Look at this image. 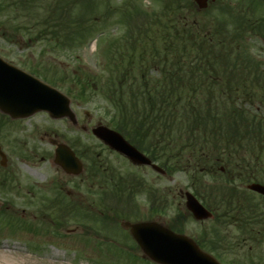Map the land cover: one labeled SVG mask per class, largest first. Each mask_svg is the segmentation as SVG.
I'll return each mask as SVG.
<instances>
[{
  "label": "rangeland",
  "instance_id": "374dc122",
  "mask_svg": "<svg viewBox=\"0 0 264 264\" xmlns=\"http://www.w3.org/2000/svg\"><path fill=\"white\" fill-rule=\"evenodd\" d=\"M121 1L104 0L96 4L95 15L104 17L107 6L110 17L91 32L88 44L77 50L62 51L42 43L28 46L22 42L25 39L22 34L14 37L19 39L15 43L1 37L0 33V57L66 95L77 120V124H72L65 118L54 120L46 113L38 112L21 121H7L0 129V147L7 159L5 166H0V252L15 249L16 252H7L14 264H147L141 261L133 263L128 255L142 258L139 249L132 245L129 233L121 229L119 222L122 219L129 222L158 220L180 225L184 234L193 237L218 222L220 232L217 235L224 241L227 220L221 217V213L217 221L196 222L186 211L183 197L185 191H191L206 199L210 182L220 184L225 181L218 175L219 172L213 173L214 177L205 176L201 181L191 180L190 172L173 171L160 175L148 167L131 165L106 149L91 134V128L98 123L110 127L111 118L106 114V105L100 96L82 92L81 84L85 86V77L93 78V74L100 69L99 64L108 60L103 49L111 40H106L131 31L121 15L111 14L116 9V3ZM132 1L139 8H147L148 12L160 8L156 0ZM228 5L248 9L249 17L253 12L258 20L264 8L259 0H221L211 5L207 13L199 18L222 20V9ZM6 31L12 34L10 29ZM263 42L261 37L251 39L248 54L264 65ZM78 94L84 97L83 102ZM261 108L264 114V104ZM52 138L72 148L83 168L90 164L89 157L92 155L96 161H102L108 170L114 169L118 176L134 175L135 182L142 181L144 189L131 200L126 194L119 198L113 195L112 184L99 190L98 185L105 184L98 179L89 181L85 174H65L53 163L54 147L49 143ZM154 140L149 138L148 144ZM143 142L146 143L147 138ZM95 160L91 163L95 164ZM166 160L167 157L162 162ZM254 163L250 161L251 165ZM121 176L120 181L126 183ZM194 182L198 186L192 184ZM150 193L157 199L153 207L159 208L162 203L166 205L164 214L151 212V201L152 204L154 201L149 198ZM68 205L74 209H68ZM177 212L186 217L185 221L180 220L182 223H173ZM234 244L241 245L242 241L235 240ZM256 248L264 255V243ZM247 249L240 247L216 252L214 256L216 254L221 264L264 262V258L251 260ZM0 264H3L1 257Z\"/></svg>",
  "mask_w": 264,
  "mask_h": 264
},
{
  "label": "trees",
  "instance_id": "16d2710c",
  "mask_svg": "<svg viewBox=\"0 0 264 264\" xmlns=\"http://www.w3.org/2000/svg\"><path fill=\"white\" fill-rule=\"evenodd\" d=\"M101 1L104 0H0V33L15 43L19 39L14 37L22 34V42L28 46L42 43L62 51L77 50L110 17L107 6L104 17L94 14ZM162 2L158 11L150 13L132 0L114 6L111 14L121 15L131 31L106 45L108 60L105 58L107 61L100 65L101 73L85 77L81 90L104 100V110L111 118L109 124L138 148L142 149L143 139L147 138V145L149 138H154L146 153L154 160L166 156L163 163L168 172L192 169V178L202 179L203 165L222 151L228 155L231 139L239 140L228 131L236 130V124L245 116V93L250 102L260 98L256 93L260 90L252 87L201 86L202 81L214 82L211 68L235 70L250 64L243 47L246 15L225 9L222 20H205L199 18L203 14L196 11L191 0ZM182 68L189 70L184 72ZM198 68L205 77H196L194 69ZM257 75L256 71L254 81ZM229 116L236 119L227 122ZM252 121V125L257 124L254 117ZM178 131L184 133L181 145L175 139ZM226 183L228 192L221 195L220 205L214 203L220 206L222 218L231 220L232 216L237 225H245L250 209L246 202L252 199L244 198V191H236L228 178ZM203 201L214 207L209 199ZM211 226L199 232L196 241L211 253L226 251L225 241L214 242Z\"/></svg>",
  "mask_w": 264,
  "mask_h": 264
},
{
  "label": "water",
  "instance_id": "95a60500",
  "mask_svg": "<svg viewBox=\"0 0 264 264\" xmlns=\"http://www.w3.org/2000/svg\"><path fill=\"white\" fill-rule=\"evenodd\" d=\"M208 1L215 0H195L199 9H205ZM38 110H46L54 118H72L69 100L64 95L0 59V112L18 118ZM92 132L132 163L150 164L145 156L115 131L99 125ZM55 153L54 162L66 173L78 174L81 171L80 163L66 146L59 145ZM152 167L160 171L155 165ZM249 188L264 194L263 186L252 184ZM185 197L186 207L196 220L210 217V213L190 193L186 192ZM121 226L129 229L143 254L158 264H219L189 237L176 234L161 223L122 221Z\"/></svg>",
  "mask_w": 264,
  "mask_h": 264
},
{
  "label": "flooded vegetation",
  "instance_id": "af4514ba",
  "mask_svg": "<svg viewBox=\"0 0 264 264\" xmlns=\"http://www.w3.org/2000/svg\"><path fill=\"white\" fill-rule=\"evenodd\" d=\"M262 1L264 3V0ZM248 32L249 30L246 28L247 47L249 45V36L247 35ZM262 40L264 41L263 37ZM201 69L202 68L194 69L197 78L205 77V75L202 74ZM211 69L216 77L214 80L215 83L202 81L201 84V82L197 81L196 79L195 81H197V84H201V86H214V88H216V86H221L223 88H226L227 86H242L246 89L248 87L259 89V94L261 95L262 100L258 102V106L254 109L256 111L262 109L261 105L264 104V70L262 69V67H258L257 69H254L252 67H241L240 72H235L238 69H227L225 67H215ZM181 70L186 72L189 70V68H182ZM256 71L258 72V75L256 81H254ZM208 77L213 76L208 75ZM257 116L264 117V114H258ZM234 119H236V116L226 117L227 122L233 121ZM6 121L21 120H10L8 118L6 119ZM252 123V117L249 118L244 116L240 124H236V130L228 131V134L239 136V140L233 137L230 141L231 145L229 147L228 155L224 151H222L220 154L215 156L213 160H210L209 167L211 169L219 168L223 170V172L221 173H225L227 175V178L234 186V189L236 191H244V193H246L244 198L250 197L252 199L251 203L246 202L247 207L250 208L247 213L248 215L245 216L247 218L246 224L237 225L236 219L231 216L230 225H228L225 232L229 234L234 230H239L240 233L243 234V242L250 243L247 250L250 252L254 250V254H256L259 259H263L264 255L261 253V250L257 249L256 247L264 243V195L256 193L254 191L252 192L251 190L248 191L249 189L242 190V187H247L248 185L254 183L264 186V120L258 119L257 124L252 125ZM222 125L223 124L220 123L221 127ZM175 139L176 142L181 145V143L184 141L183 131H178L176 133ZM53 141L59 142L56 139H53ZM165 142H167V137L165 139ZM52 146L54 147L53 144ZM235 149L236 151H234ZM250 161H254V165H251ZM97 166L102 167L101 164H98ZM104 169L107 170V167H104ZM83 172L81 175L85 174L86 180L90 178L94 179V171L89 173L88 167L83 168ZM131 178L132 181H135L133 175L131 176ZM131 190H133V188H131ZM237 218H241V216ZM260 263L261 262L259 260L258 264ZM262 264H264V262H262Z\"/></svg>",
  "mask_w": 264,
  "mask_h": 264
},
{
  "label": "bare ground",
  "instance_id": "6f19581e",
  "mask_svg": "<svg viewBox=\"0 0 264 264\" xmlns=\"http://www.w3.org/2000/svg\"><path fill=\"white\" fill-rule=\"evenodd\" d=\"M2 251H4V252H2ZM9 251H14V252H16V250L13 249V248H11L10 250H6V253H5V250H1V252H0V257H1V259H2V263H3V264H14L13 260H11V256H9V255L7 254V252H9ZM48 259H49V260H52L51 257H48Z\"/></svg>",
  "mask_w": 264,
  "mask_h": 264
}]
</instances>
